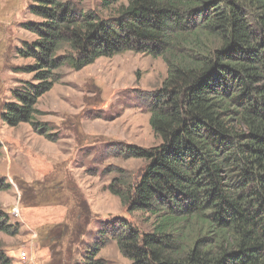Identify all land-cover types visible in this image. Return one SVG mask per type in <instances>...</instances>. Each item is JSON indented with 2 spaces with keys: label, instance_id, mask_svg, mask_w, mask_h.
Masks as SVG:
<instances>
[{
  "label": "trees",
  "instance_id": "trees-1",
  "mask_svg": "<svg viewBox=\"0 0 264 264\" xmlns=\"http://www.w3.org/2000/svg\"><path fill=\"white\" fill-rule=\"evenodd\" d=\"M33 2L28 12L40 21L22 27L36 39L16 50L32 60L20 72L33 76L0 112L11 128L46 132L36 105L62 67L80 71L126 52L166 66L160 87L138 96L159 144L122 148L144 168L108 186L128 213L154 221L148 232L102 222L101 240L117 233L130 264H264V0H100L114 13L106 19L62 0ZM18 233L0 209V234ZM47 239L56 258L61 238ZM98 241L74 264H104ZM0 264H11L1 245Z\"/></svg>",
  "mask_w": 264,
  "mask_h": 264
},
{
  "label": "rangeland",
  "instance_id": "rangeland-1",
  "mask_svg": "<svg viewBox=\"0 0 264 264\" xmlns=\"http://www.w3.org/2000/svg\"><path fill=\"white\" fill-rule=\"evenodd\" d=\"M62 1L103 19L114 14L102 10L100 0ZM32 5L33 0H0V112L11 102V92L33 76L20 72L32 60L16 51L36 39L22 27L40 21L28 12ZM56 74L57 83L36 105L35 121L46 132L40 135L29 124L11 128L0 119L5 184L0 209L19 229L17 235L0 234V245L11 264H22L21 251L31 260L26 264H74L82 263L85 249L99 239L97 260L130 264L116 247L117 233L101 240L97 232L102 222L148 232L154 221L142 212L128 213L108 186L123 176L135 180L144 168L142 159L124 154L125 146L148 151L159 144L138 96L160 87L166 66L160 58L126 52L99 58L80 71L62 67ZM47 233L61 238L56 258Z\"/></svg>",
  "mask_w": 264,
  "mask_h": 264
},
{
  "label": "built area",
  "instance_id": "built-area-1",
  "mask_svg": "<svg viewBox=\"0 0 264 264\" xmlns=\"http://www.w3.org/2000/svg\"><path fill=\"white\" fill-rule=\"evenodd\" d=\"M17 259H18V262L22 264H26L31 261L30 258L27 256L26 252L24 251H21L19 253V257H17Z\"/></svg>",
  "mask_w": 264,
  "mask_h": 264
}]
</instances>
